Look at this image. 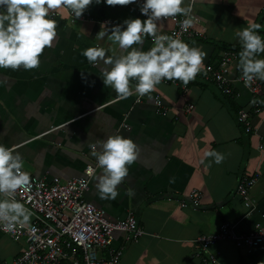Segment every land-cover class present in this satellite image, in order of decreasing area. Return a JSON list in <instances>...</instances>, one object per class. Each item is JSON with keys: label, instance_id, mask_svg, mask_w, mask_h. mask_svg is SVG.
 Instances as JSON below:
<instances>
[{"label": "crops", "instance_id": "0c3cea01", "mask_svg": "<svg viewBox=\"0 0 264 264\" xmlns=\"http://www.w3.org/2000/svg\"><path fill=\"white\" fill-rule=\"evenodd\" d=\"M116 7L125 13L115 20L140 15L136 4ZM53 12L58 15L52 16ZM192 13L206 38L185 41L207 52L204 65L225 50L239 53L235 33L250 22L260 23L264 34V0H194ZM50 16L58 21L57 39L41 55L40 66L0 68V141L23 155L31 168L24 170L65 180L82 174L87 164H96L91 146L99 147L98 141L117 132L131 137L139 155L118 185L117 198L101 199L92 177L84 194L108 218L133 213L144 229L134 241L115 233L113 246L122 249L119 264H204L194 253L198 236L231 224L238 232L256 224L264 230V105L252 115L253 130L246 132L229 98L213 83L197 78L185 92L180 81L161 82L139 100L135 94L118 99L99 77L104 65L90 64L82 55L83 49L94 45L108 48L109 55L121 54L107 38L96 39L102 20H71L62 7L50 10ZM173 24L159 22V27ZM151 45L146 38L144 49ZM238 59L228 65L231 75L239 72ZM259 82L264 95V81ZM234 85L239 98L232 101L238 109H250L249 91L239 81ZM156 95L162 99L160 106ZM188 105L192 108L186 112ZM209 147L224 154L222 163H201ZM253 173L260 178L249 190L254 203L248 209L236 186ZM193 190L198 192V203L187 198ZM23 248V241L0 231V264L9 263ZM208 251L215 260L207 264H264V246L248 252L231 241H218Z\"/></svg>", "mask_w": 264, "mask_h": 264}, {"label": "clouds", "instance_id": "9594fccd", "mask_svg": "<svg viewBox=\"0 0 264 264\" xmlns=\"http://www.w3.org/2000/svg\"><path fill=\"white\" fill-rule=\"evenodd\" d=\"M138 6L140 15L126 17L112 23L103 21L96 33L97 40L107 38L121 50L120 55H109V49L100 45L82 51L90 64H103L100 79L104 86L113 89L118 99L132 95L150 94L164 80H179L187 86L204 69L207 52L182 39L193 23L192 5L185 0H0V68L31 70L38 68L41 55L57 39L58 21L51 18L50 10L64 7L75 18L81 17L92 4ZM185 18L180 21V31L173 34L159 30L163 19ZM262 25L250 22L239 28L235 36L241 45L237 67L246 87L255 80L264 81V36L258 31ZM152 45L144 49L145 39ZM92 145L91 156L96 167L89 165L85 175L95 180L101 199H115L118 185L129 175V166L138 158V145L128 136L117 132ZM211 158V159H208ZM224 154L208 148L201 163L208 160L220 164ZM24 157L14 146L0 141V230L15 232L31 225L32 210L17 199V192L28 190L32 175L24 170ZM97 169L100 171L98 172ZM87 187L86 183L82 184Z\"/></svg>", "mask_w": 264, "mask_h": 264}, {"label": "built area", "instance_id": "2783aa9c", "mask_svg": "<svg viewBox=\"0 0 264 264\" xmlns=\"http://www.w3.org/2000/svg\"><path fill=\"white\" fill-rule=\"evenodd\" d=\"M189 4L193 9L194 0H189ZM64 9L71 20L93 21L88 13L84 12L81 17L75 18L69 9ZM51 15L56 16L58 13L53 12ZM191 17L193 23L187 32L182 33V39L206 38V33L192 11ZM184 18L183 15L178 14L176 18L163 19L160 22L172 21L174 24L167 29L159 27V30L167 34L179 32L180 21ZM106 20L108 19L102 22ZM108 21L119 22L115 19ZM147 39L151 41L150 37ZM238 54L234 50H225L219 58L205 64L204 71L196 78L213 83L224 96L237 100L239 92L234 82L239 81L244 86L245 84L241 79L240 71L231 75L228 65L238 59ZM162 82L175 84L179 80ZM181 87L183 92L187 90V86L181 84ZM246 88L251 96V108H240L236 119L246 132H250L253 130L252 115L262 110L264 95L258 79L252 83L251 87ZM140 98L137 97L136 100ZM155 102L158 106L162 105L161 97L156 95ZM191 108V105H188L184 110L188 112ZM89 165L96 167V164H87L82 174L72 175L65 180L58 176L47 178L31 174L30 188L18 191L16 198L25 202L26 206L32 210L31 225L35 227V231L27 226L18 228L15 232L0 230L14 241L24 242L21 253L7 264H61L62 261H70L72 264L120 263L122 249L113 246L115 233H123L125 241H134L144 234V229L138 224L133 213H127L120 219H110L101 207L85 199L84 194L88 190L91 179L85 175V169ZM259 178L258 173L245 175L236 186V192L242 197L248 209L252 208L254 203V200L248 196L249 190ZM83 183H86L87 187H83ZM187 198L195 203L199 202V195L195 190L189 193ZM180 205L184 206V199L180 201ZM218 241H231L236 248L250 252L254 248L264 246V230L260 224H256L249 231L238 232L231 224L211 234L198 236L194 240V253L201 257L202 263L207 264L215 260V254L209 252L208 248Z\"/></svg>", "mask_w": 264, "mask_h": 264}, {"label": "trees", "instance_id": "16d2710c", "mask_svg": "<svg viewBox=\"0 0 264 264\" xmlns=\"http://www.w3.org/2000/svg\"><path fill=\"white\" fill-rule=\"evenodd\" d=\"M88 13L95 20H103V19H117L118 17L121 16V13H125V12H121L116 7V5H108L106 3H101L97 5L94 3L88 7ZM258 31L260 32L262 36H264L261 30H258ZM229 102L232 106L233 111L237 113L239 109L236 106V104L230 98H229ZM63 262L64 263L67 262V264H72L70 261H62L61 264Z\"/></svg>", "mask_w": 264, "mask_h": 264}, {"label": "rangeland", "instance_id": "374dc122", "mask_svg": "<svg viewBox=\"0 0 264 264\" xmlns=\"http://www.w3.org/2000/svg\"><path fill=\"white\" fill-rule=\"evenodd\" d=\"M24 164H25V168L31 170V168L25 162H24Z\"/></svg>", "mask_w": 264, "mask_h": 264}]
</instances>
